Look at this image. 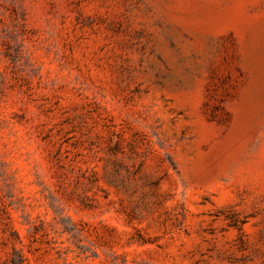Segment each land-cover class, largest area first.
<instances>
[{
    "label": "rangeland",
    "instance_id": "obj_1",
    "mask_svg": "<svg viewBox=\"0 0 264 264\" xmlns=\"http://www.w3.org/2000/svg\"><path fill=\"white\" fill-rule=\"evenodd\" d=\"M264 264V0H0V264Z\"/></svg>",
    "mask_w": 264,
    "mask_h": 264
},
{
    "label": "trees",
    "instance_id": "obj_2",
    "mask_svg": "<svg viewBox=\"0 0 264 264\" xmlns=\"http://www.w3.org/2000/svg\"><path fill=\"white\" fill-rule=\"evenodd\" d=\"M19 262H12V264H18Z\"/></svg>",
    "mask_w": 264,
    "mask_h": 264
}]
</instances>
